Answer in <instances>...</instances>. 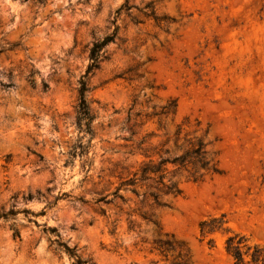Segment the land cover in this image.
<instances>
[{
	"label": "rangeland",
	"instance_id": "374dc122",
	"mask_svg": "<svg viewBox=\"0 0 264 264\" xmlns=\"http://www.w3.org/2000/svg\"><path fill=\"white\" fill-rule=\"evenodd\" d=\"M115 30L86 134L79 82ZM198 139L218 174L168 173L159 206L113 197ZM0 215V264H232L228 236L264 244V0H0Z\"/></svg>",
	"mask_w": 264,
	"mask_h": 264
},
{
	"label": "trees",
	"instance_id": "16d2710c",
	"mask_svg": "<svg viewBox=\"0 0 264 264\" xmlns=\"http://www.w3.org/2000/svg\"><path fill=\"white\" fill-rule=\"evenodd\" d=\"M117 37L116 30L105 36L102 40L95 42L89 51V64L87 66L85 75L79 82L78 89V105L77 118L75 126L78 131L86 134H91V125L94 116L91 113L88 101L85 94L88 92L86 77L98 68L101 52L104 47L112 43ZM201 139L193 143H189V147L177 157L171 159L165 158L159 162H154L147 156L148 161L141 162L138 168L129 173L125 178L121 179L119 185L112 193L113 197H119L118 192L121 188L129 190L132 194L137 196V188H146V191L141 195V206L144 205H160V197L163 194H171L176 196L180 194V189L176 183L166 178L168 173L185 172L193 181H198L207 173L218 174L219 171L216 164L210 157L208 150ZM167 165H171L172 170H167ZM149 183V184H146ZM2 215H0V218ZM142 217L151 221L149 217ZM224 215L219 217L208 218L199 224V233L205 236L214 231H217L224 224ZM17 236V233H14ZM211 242V241H209ZM225 252L231 257L232 264H264V244L251 245L247 239L239 235L228 236L224 243ZM170 250L173 248L170 246ZM70 257L75 260L71 264H94L88 260H83L75 253H70Z\"/></svg>",
	"mask_w": 264,
	"mask_h": 264
}]
</instances>
